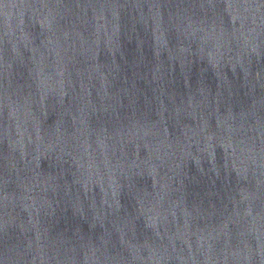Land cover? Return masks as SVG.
<instances>
[{"label":"water","instance_id":"1","mask_svg":"<svg viewBox=\"0 0 264 264\" xmlns=\"http://www.w3.org/2000/svg\"><path fill=\"white\" fill-rule=\"evenodd\" d=\"M0 264H264V0H0Z\"/></svg>","mask_w":264,"mask_h":264}]
</instances>
